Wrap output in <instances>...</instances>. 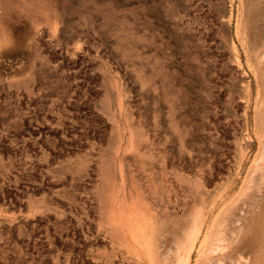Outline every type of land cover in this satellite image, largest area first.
<instances>
[{"label":"rangeland","instance_id":"rangeland-1","mask_svg":"<svg viewBox=\"0 0 264 264\" xmlns=\"http://www.w3.org/2000/svg\"><path fill=\"white\" fill-rule=\"evenodd\" d=\"M244 262L264 0H0V264Z\"/></svg>","mask_w":264,"mask_h":264},{"label":"bare ground","instance_id":"bare-ground-1","mask_svg":"<svg viewBox=\"0 0 264 264\" xmlns=\"http://www.w3.org/2000/svg\"><path fill=\"white\" fill-rule=\"evenodd\" d=\"M117 204H118V203H117ZM118 205H119V204H118ZM121 206H122V205H121ZM213 206H215V205H213ZM122 207H123V206H122ZM213 208H214V207H213ZM120 209H121V208H120ZM211 209H212V208H211ZM124 211H125V210H124ZM166 211H167V210H166ZM211 211H212V210H211ZM124 213H125V212H124ZM212 213L214 214V210H213ZM213 214H212V215H213ZM210 215H211V213H210ZM129 216H130V214H129ZM129 216H128V218H129ZM135 216H136V215H134V217H135ZM206 216H207V215H206ZM209 217H210V216H209ZM212 217H213V216H212ZM212 217H211V218H212ZM214 217H215V215H214ZM137 218H138V217H137ZM206 218H208V217H206ZM131 219H132V218H131ZM204 219H205V218H204ZM209 219H210V218H209ZM213 219H214V218H213ZM206 220H207V219H206ZM206 220H205V221H206ZM214 220H215V219H214ZM130 222H131V221H130ZM133 222L136 223V222H135V219L133 220ZM137 222H138V221H137ZM206 222H207V221H206ZM131 223H132V222H131ZM204 223H205V222H203V225H205ZM213 223H214V222H213ZM134 225H135V224H134ZM203 225H202V226H203ZM131 226H132V225H131ZM135 226H136V225H135ZM205 226H206V225H205ZM213 226H214V225H213ZM132 229H134V228H132ZM136 230H137V229H136ZM204 230H205V229H204ZM211 230H212V229H211ZM134 232H135V229H134ZM131 233H133V232H131ZM128 234H129V232H128ZM137 234H138V233H137ZM204 234H205V233H204ZM134 235H135V234H134ZM196 236H199V235L197 234V235H195V237H196ZM134 237H135V236H134ZM136 237H137V236H136ZM196 238H197V237H196ZM228 238H229V237H228ZM132 239H133V238H132ZM139 239H140V238H139ZM200 239H201V238H200ZM208 239H209V238H208ZM129 240H130V239H129ZM195 240H196V239H195ZM198 240H199V238H198ZM118 241H119V240H118ZM127 241H128V240H127ZM200 241H201V240H200ZM203 241H204V239H203ZM203 241H202V242H203ZM123 242H124V241H123ZM129 242H130V241H128V243H129ZM134 242H136V241H134ZM138 242H139V240H138ZM138 242H137V243H138ZM116 243H117V242H116ZM116 243H115V244H116ZM131 243H132V242H131ZM195 243H196V242H195ZM208 243H209V242H208ZM122 244H123V243H122ZM124 244H125V243H124ZM138 244H140V243H138ZM204 244H205V243H204ZM234 244H235V243H234ZM234 244H233V245H234ZM131 245H133V244H131ZM231 245H232V244H231ZM237 245H238V244H237ZM115 246H116V245H115ZM121 246H122V245H121ZM124 246H125V245H124ZM128 246H129V244H128ZM135 246H136V245H135ZM198 246H199V245H198ZM204 246H205V245H204ZM130 247H132V246H130ZM133 247H134V245H133ZM200 247H201V244H200ZM200 247H199V248H200ZM202 247H203V246H202ZM205 247H206V246H205ZM205 247H204V248H205ZM234 247H235V246H234ZM125 248H126V247H125ZM125 248H124V249H125ZM134 248H135V247H134ZM235 248H236V247H235ZM239 248H240V247H239ZM128 249H129V248H127V250H128ZM130 249H131V248H130ZM130 249H129V250H130ZM138 249H139V248H138ZM240 249H241V248H240ZM201 250H203V249H201ZM139 251H140V250H139ZM236 251H237V250H236ZM238 251H239V250H238ZM241 251H242V250H240V253H241ZM230 252H231V251H230ZM242 252H243V251H242ZM136 253H137V252H136ZM140 254H141V253H140ZM143 254H144V253H143ZM236 254H238V253H236ZM231 255H232V254H231ZM246 255H250V254H246ZM137 256H138V254H137ZM235 256H236V255H235ZM238 256H239V255H238ZM244 256H245V254H244ZM140 257H141V256H140ZM219 257H220V256H219ZM222 257H223V256H222ZM226 257H227V256H226ZM144 259H145V258H144ZM224 259H225V258H224ZM230 259H231V258H230ZM209 260H210V259H209ZM245 260H247V259H245ZM151 261H152V260H151ZM216 261H217V260H216ZM231 261H232V260H231ZM237 261H238V259H237ZM237 261H236V262H237ZM247 261H248V260H247ZM226 262H227V261H226ZM242 262H243V261H242ZM202 263H203V262H202ZM244 263H245V262H244ZM248 263H249V262H248ZM151 264H152V263H151ZM227 264H228V263H227ZM238 264H239V263H238ZM245 264H246V263H245Z\"/></svg>","mask_w":264,"mask_h":264}]
</instances>
